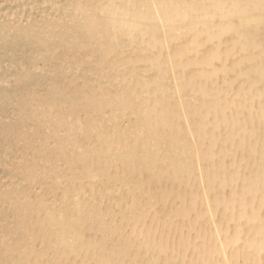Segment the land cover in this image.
Wrapping results in <instances>:
<instances>
[{"label": "bare ground", "instance_id": "obj_1", "mask_svg": "<svg viewBox=\"0 0 264 264\" xmlns=\"http://www.w3.org/2000/svg\"><path fill=\"white\" fill-rule=\"evenodd\" d=\"M32 5L0 264H264V0Z\"/></svg>", "mask_w": 264, "mask_h": 264}, {"label": "rangeland", "instance_id": "obj_2", "mask_svg": "<svg viewBox=\"0 0 264 264\" xmlns=\"http://www.w3.org/2000/svg\"><path fill=\"white\" fill-rule=\"evenodd\" d=\"M40 1L0 0V94H4L9 90L12 93L10 98L0 99V187L5 183L12 182L13 179L21 177L18 170L9 168L12 161L19 158L26 151L23 144L17 147L18 142L15 132H26L27 135L33 132V127L27 125L25 120L17 115V112L21 109L19 101L22 96L20 95H24L22 91L31 90L36 85L39 94L45 95L48 92L49 81L58 84L65 81V76L60 75L56 70L60 63L52 58L51 63L47 66L48 68L52 67V70L46 68L44 73L39 74L36 72L35 74L37 69H31L33 63H36L37 68H39L38 64L40 63L43 66L47 64L37 59L39 52L43 50L41 44L27 42L4 27V24L15 25L17 22L25 24L26 21H22V18H25L27 14H31L35 18L37 16L36 11H39V9L30 8L33 3ZM18 17H21L22 20L16 19ZM27 72L32 73L28 78H25ZM1 89L6 91L2 92ZM10 93H6V95ZM66 93L71 97H77L73 94L72 89H68Z\"/></svg>", "mask_w": 264, "mask_h": 264}]
</instances>
